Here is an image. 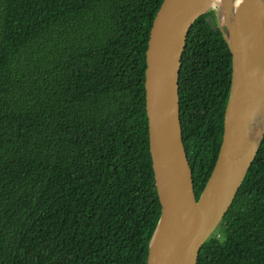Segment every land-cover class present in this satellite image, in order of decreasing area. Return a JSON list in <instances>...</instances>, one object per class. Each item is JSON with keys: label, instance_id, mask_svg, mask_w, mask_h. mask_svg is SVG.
Instances as JSON below:
<instances>
[{"label": "trees", "instance_id": "obj_1", "mask_svg": "<svg viewBox=\"0 0 264 264\" xmlns=\"http://www.w3.org/2000/svg\"><path fill=\"white\" fill-rule=\"evenodd\" d=\"M163 0H0V264H148L161 217L146 73ZM232 55L216 13L179 81L197 200L215 168ZM198 264H264V141Z\"/></svg>", "mask_w": 264, "mask_h": 264}, {"label": "water", "instance_id": "obj_2", "mask_svg": "<svg viewBox=\"0 0 264 264\" xmlns=\"http://www.w3.org/2000/svg\"><path fill=\"white\" fill-rule=\"evenodd\" d=\"M163 1L147 54V113L161 205L148 264H198L264 141V0H241L232 18L229 0L221 11L212 9L209 0ZM211 10L231 52L233 74L221 150L197 200L183 143L179 81L189 33Z\"/></svg>", "mask_w": 264, "mask_h": 264}, {"label": "bare ground", "instance_id": "obj_3", "mask_svg": "<svg viewBox=\"0 0 264 264\" xmlns=\"http://www.w3.org/2000/svg\"><path fill=\"white\" fill-rule=\"evenodd\" d=\"M229 1L231 2L232 6H231V9L229 11H227V13H229V15H232L231 16V18H232L235 16V13L237 11V8H238L241 0H233V1L229 0ZM208 4L212 9H215L217 11H221L223 6L225 5V0H209ZM222 10H224V9H222Z\"/></svg>", "mask_w": 264, "mask_h": 264}]
</instances>
